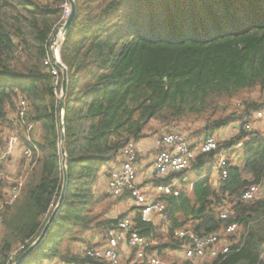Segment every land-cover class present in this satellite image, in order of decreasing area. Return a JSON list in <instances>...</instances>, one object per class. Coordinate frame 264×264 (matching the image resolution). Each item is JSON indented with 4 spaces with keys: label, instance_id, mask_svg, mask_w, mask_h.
<instances>
[{
    "label": "trees",
    "instance_id": "obj_1",
    "mask_svg": "<svg viewBox=\"0 0 264 264\" xmlns=\"http://www.w3.org/2000/svg\"><path fill=\"white\" fill-rule=\"evenodd\" d=\"M75 3L76 17L60 48L69 79L62 141L56 94L62 72L46 60L54 31L68 16L69 0H0V125L16 128L20 102L26 101L38 147L34 149L22 130L24 146L33 150V156L29 164L22 159L20 174L25 179L19 198L0 212V264H13L31 246L57 206L63 187L62 148L68 172L64 202L25 264L53 258L111 264L88 256L86 250L73 252L65 242L80 240L70 237L74 229L107 233L119 226L125 215H109L112 204L95 212L94 186L101 170L118 160L128 142L138 141L148 131L157 132L158 126L183 133L179 125L189 119L202 122L196 133L187 136L216 134L264 109V0ZM250 91H258L259 99L242 98ZM237 98L241 99L234 105ZM259 133L245 143L243 165L229 162L224 181L216 184L214 178L220 150L199 153L192 168L198 177L190 181L191 189L183 187L179 196H163L166 218L158 216L153 223L144 221L139 212L133 215L137 231L156 241L149 251L176 261L169 251L183 245L177 230L190 227L206 235L236 223L239 231L231 236L229 252L183 264H264V134ZM245 134L241 131L220 141V146H233ZM185 174L157 177L155 182ZM254 184L262 187L260 197L241 201L243 192ZM108 196L112 197L103 198ZM0 199L4 200L2 187ZM225 208L231 213L228 218L221 217ZM21 245L25 249L12 256ZM127 264L147 261L134 258Z\"/></svg>",
    "mask_w": 264,
    "mask_h": 264
},
{
    "label": "built area",
    "instance_id": "obj_2",
    "mask_svg": "<svg viewBox=\"0 0 264 264\" xmlns=\"http://www.w3.org/2000/svg\"><path fill=\"white\" fill-rule=\"evenodd\" d=\"M66 14L70 12V3L65 6ZM63 38H59L58 47L50 48V57L47 63H54V56H57V50L61 46ZM55 64V63H54ZM56 65V64H55ZM57 66V65H56ZM60 68V67H59ZM61 70V68H60ZM62 71V70H61ZM52 72L58 75L57 69ZM58 83V79L56 81ZM60 97V92L56 91ZM16 132L7 138L5 145L0 149V187L4 189V200H0V212L7 204L13 203L20 196L24 175L16 172H9L6 169V163L12 160V154L16 147L24 141L21 136L31 142L34 149L38 150L33 143L32 134L35 128L34 123L27 120V103L21 100L17 114ZM264 109H259L245 115L243 119L231 124L237 135L241 131L246 132L244 137L233 146L221 147L219 134H202L190 138L184 133L175 131H165L158 138L161 148L154 158V166L157 177L167 178L176 173H186L181 178H174L170 182H152L145 186L140 185L139 169L137 166L138 149L136 141H130L122 149V152L113 166L107 168V191L115 198L127 196L133 200L137 212L141 218L147 222L155 223L157 217L166 218L164 214L165 205L163 196H179L183 187L191 185L186 184L188 173L199 153H209L213 150H220L218 161L215 165L217 171H220V177L217 180L224 181L228 177L227 166L229 162L235 163L238 154H233L234 149H245V143L256 139L259 132L264 134ZM223 130V129H222ZM221 130V131H222ZM220 131V132H221ZM22 154L26 163H30L33 156V150L26 146L22 147ZM262 194V187L259 184L251 185L241 195V201H250L257 199ZM53 206V205H52ZM55 208V206H54ZM230 210L225 208L221 212L222 218L230 216ZM133 216H124L119 226L106 233L107 242L100 246H90L86 249V254L92 258L107 260L111 264H122L119 253L121 242H126L133 251L134 258L137 261H147V264H183L184 261L203 257H217L230 251L233 241L231 236L237 235L239 227L236 223L220 229L211 234H198L192 228H183L176 231V236L180 238L183 245L179 249L169 251V255L176 261H166L157 250L149 251L150 244H156V241L142 236L135 228ZM2 217L0 216V228L2 226ZM25 249L24 245L13 251L12 256L18 255Z\"/></svg>",
    "mask_w": 264,
    "mask_h": 264
},
{
    "label": "crops",
    "instance_id": "obj_3",
    "mask_svg": "<svg viewBox=\"0 0 264 264\" xmlns=\"http://www.w3.org/2000/svg\"><path fill=\"white\" fill-rule=\"evenodd\" d=\"M157 129H158L157 132L155 131L146 132V136L136 141V146L138 149L137 166L139 169V182H140V185L142 186H145L148 183H152V182L154 183L157 178V173L155 171V166H154V158L157 152L159 151V149L161 148V144L158 143V138L161 134L167 131V129L165 128L159 130V126ZM262 129L264 130V126ZM219 133L220 131L218 132V134ZM190 138H194V137H190ZM23 142L24 141H22V143L19 145L24 146ZM19 145L17 147H19ZM112 166H113V162L105 166L101 170L99 179L94 186V192L96 194L97 202H99L98 195L100 193L107 192L105 194H109L107 191V177H106L107 170L106 169ZM218 174L219 172L215 168L214 178L216 179V181L217 179H219ZM103 179L105 181H103ZM102 199H103V195H101L100 201ZM136 212H137V208L135 207L133 200L126 196L122 198L121 201L115 203V205L114 204L112 205V212L110 211L109 215L113 217L117 215H122V214H124L125 216L127 215L133 216ZM79 231H80L79 229L78 230L74 229V231L70 234V237L73 236V234L74 236H76L75 233ZM80 233H82L80 240L75 242L76 244H78L77 245L78 247L74 249L70 246L73 252H76V253L80 252L82 254L90 246H100L107 242L106 232H102L101 230L90 229V230H87L85 232H80ZM65 245L68 246L67 244ZM119 253H120L121 262L123 264H127L131 260L133 262V259H134L133 251L128 247V244L125 241L120 243ZM40 264H75V263L65 262V261L59 260L58 258H53V259L45 260L44 262Z\"/></svg>",
    "mask_w": 264,
    "mask_h": 264
},
{
    "label": "rangeland",
    "instance_id": "obj_4",
    "mask_svg": "<svg viewBox=\"0 0 264 264\" xmlns=\"http://www.w3.org/2000/svg\"><path fill=\"white\" fill-rule=\"evenodd\" d=\"M242 98L243 97H249L251 99H254V100H257L259 99V92L258 91H250V92H245L243 94H241ZM241 98H237V99H234L233 100V103L234 105L235 104H238V101L240 100ZM261 101V99H260ZM194 120L193 119H189V120H186L184 121L183 123H181L179 125L180 127V130L182 129L183 130V133L184 134H192V133H196V129L198 127H200V123L202 122H198L197 123H194L193 122ZM152 128L148 127L147 130H151ZM153 131V130H152ZM16 132V129H12V127H8V125L4 126V125H0V149L4 147L5 145V142L7 140L8 137H10L11 135L15 134ZM168 132H171V131H168ZM236 133L234 132V130L232 129V127H226L224 128L220 133H219V139L221 141H224V140H227V139H230L233 135H235ZM21 144V143H20ZM24 144V142H23ZM22 145H19V147H17V149L14 150V154H12V160L7 162L6 163V169L9 171V172H16V173H20V169H21V162L23 159V154H22ZM233 154H238V158L235 159V164L237 165H243L244 164V161H245V157H246V150L245 149H234L233 150ZM218 159V158H217ZM217 163V162H216ZM25 170V169H24ZM24 172V171H23ZM197 172L195 170H191L189 173H188V176H187V181H186V184L190 185V181H195L197 180ZM103 181H105L103 179ZM107 192H104V193H100L101 195H107L105 194ZM98 195L99 196V202H97L96 206H95V212L97 213H100V212H103L104 209H106L107 207H109L111 204L115 205V201H116V198L114 197H104L101 201H100V198H101V195ZM1 200V199H0ZM119 202V201H117ZM115 208V207H114ZM113 208V209H114ZM112 212V210H111ZM1 215V213H0ZM74 235V234H73ZM76 236H82V233L80 232H76L75 233ZM73 238V237H72ZM76 241H74L73 239H70L69 241H66L65 244H67L68 246H71L72 248H77L78 244L75 243ZM162 258L166 261H172L171 258L168 256V255H165L164 257L162 256Z\"/></svg>",
    "mask_w": 264,
    "mask_h": 264
},
{
    "label": "water",
    "instance_id": "obj_5",
    "mask_svg": "<svg viewBox=\"0 0 264 264\" xmlns=\"http://www.w3.org/2000/svg\"><path fill=\"white\" fill-rule=\"evenodd\" d=\"M70 3V12L65 20L60 26L57 27V29L54 31V34L52 36V39L50 41V48H57L58 47V42L59 38L62 37L63 41L69 32L75 17H76V3L75 0H69ZM60 48L57 50L58 54L57 56H54L53 60L54 63L61 68L62 72V85H61V95H60V102H59V110H60V130L62 133V141L64 140V122H63V113H64V107H65V98L68 92V86H69V79H68V69L66 65L62 62L61 57H60ZM62 155H63V160H62V165H63V187H62V193L61 197L59 199V202L55 209L53 210L50 218L48 219L42 233L40 236L31 244V246L26 249L20 257L13 263V264H25L27 259L30 257V255L34 252V250L37 248V246L45 239L47 236L51 226L53 225L54 221L56 220L57 214L59 210L61 209L64 198H65V193L67 190V185H68V172H67V167H66V151L64 148H62ZM156 171V170H155ZM217 184V181L215 182Z\"/></svg>",
    "mask_w": 264,
    "mask_h": 264
}]
</instances>
